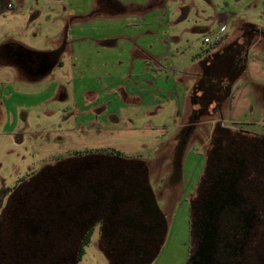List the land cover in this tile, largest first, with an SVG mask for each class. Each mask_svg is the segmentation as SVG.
I'll return each instance as SVG.
<instances>
[{
  "label": "flooded vegetation",
  "instance_id": "flooded-vegetation-1",
  "mask_svg": "<svg viewBox=\"0 0 264 264\" xmlns=\"http://www.w3.org/2000/svg\"><path fill=\"white\" fill-rule=\"evenodd\" d=\"M59 51L47 55L6 41L0 62L39 77ZM216 124L191 186L181 170L192 124L167 136V145L173 143L163 172L154 171L156 154L117 150L73 151L44 164L8 194L0 215V264H76L81 244L93 237L108 264H151L167 231L159 202L174 201L178 185L189 187L182 198L185 264H264V137Z\"/></svg>",
  "mask_w": 264,
  "mask_h": 264
},
{
  "label": "rangeland",
  "instance_id": "rangeland-1",
  "mask_svg": "<svg viewBox=\"0 0 264 264\" xmlns=\"http://www.w3.org/2000/svg\"><path fill=\"white\" fill-rule=\"evenodd\" d=\"M87 1L95 0H13L12 7L1 14L2 16L0 15V44L11 41L21 44L25 49L38 52L47 50L54 52L61 48L66 50L59 51L64 66H55L44 76L43 81L48 80L49 84L31 85L24 79L25 75L18 72L15 67L0 62V209L9 205L8 194L21 179L28 180L29 176L44 164L64 158L74 151V149L68 150L64 143L66 139L72 140L71 137L74 135L67 132L77 130L82 135L91 136V129L80 124L76 126L78 120L85 117L87 110L80 109L78 96L75 94L83 86H92L94 80L91 79L94 77L101 75L107 77L112 70L120 73L121 69L116 65H119L120 61H117V58L121 57V54L118 50L112 51L111 57L115 64L109 63V60L106 62L110 54L109 49L118 47L121 49L119 51H125L130 46L126 53L133 56L145 55L152 70L158 68L157 71L160 70L168 77L182 78L179 88L170 81L162 82L160 94L156 93L153 96L144 92L143 97L150 104L157 103L155 102L157 99L158 102L166 103L171 96L166 99L163 94L172 92L176 96L178 109L180 103L181 114H178L180 117L178 119L174 104L157 106V111L166 110L164 113L161 111L162 116L171 117L167 123H164L165 128L172 132L176 123H181L182 128L184 125L192 124L191 138L185 146L186 153L181 170V180L186 186L194 184L200 174L203 164L202 154H205L204 143L216 123L222 121V125L264 137L259 131L255 132L241 124L231 123L228 119L227 101L222 105L220 113L212 112L205 116H199L197 106H191L188 102V94L195 80L191 72L194 71L195 74L196 64L209 47L218 48L237 37L236 28L242 22H250L264 29V0H212L213 3L210 4L206 0H169L166 7L171 13L166 19L154 18L152 24H145L142 17L137 14L123 16L120 21V18L114 19L115 21L93 18L89 28L88 25L79 24L81 26L77 33L75 31L78 27L73 28L74 23L71 26L70 21L74 19L73 15H78L82 11L83 3ZM123 1L127 3V0ZM105 5L103 3L104 8ZM99 11L103 13V10ZM95 19H98V22ZM128 22H130L129 28H127ZM70 27L73 34L68 32L71 31ZM150 29L156 32L146 33ZM137 31L143 33L135 40H126L128 35L132 36L134 33L136 35ZM109 34L120 38L113 39L118 43H114L116 47L93 44L95 40L92 38H107ZM214 34L223 36L220 43L210 45L203 42L204 36L212 39ZM75 35L86 36L91 40L87 42L86 38V43L84 41L80 43L79 40L75 41ZM125 45V49L121 48ZM250 48V54L264 53V38L256 37ZM68 51H71V54H68ZM72 54L75 56L73 57ZM103 55L105 59L100 61V64L97 57L103 59ZM256 102L262 103V116L257 126L264 130L262 96L261 100L257 98ZM116 106L117 104L110 108L114 120L118 117ZM209 109L211 110V107ZM93 110L95 117L97 110L96 108ZM136 110L143 111L144 106H139ZM155 120L159 122L158 119ZM88 127L92 128L91 125ZM98 128L94 129V132L101 130ZM41 143L47 146L44 147ZM172 143L154 152L156 173L165 171L162 164L165 163L164 158L171 149ZM85 150L78 149L76 152ZM88 150L118 149L111 147ZM153 181L156 188L157 182L155 179ZM185 185H178L176 189L178 193L174 201L167 204L162 200L159 202L167 214V231L161 249L151 264H185L189 251L188 209L182 199L188 196L189 192L185 188L189 187ZM164 194L167 195L165 192ZM96 243V238L93 237L83 246V253L76 264H108Z\"/></svg>",
  "mask_w": 264,
  "mask_h": 264
},
{
  "label": "crops",
  "instance_id": "crops-1",
  "mask_svg": "<svg viewBox=\"0 0 264 264\" xmlns=\"http://www.w3.org/2000/svg\"><path fill=\"white\" fill-rule=\"evenodd\" d=\"M12 1L13 0H0V15L8 10L6 7L8 4H11L12 7ZM168 1L169 0H127V3H129L127 4L123 0H105L104 3L106 4L105 7L107 8V12L103 13L98 9L99 6L97 0L87 1L83 3L84 6L83 9H81L82 11H80L78 15H73L74 19H71L70 22L72 23L71 26L74 23L73 28L78 27L75 31L77 33L79 26H81L79 24L88 25L89 28L92 22L91 19L93 18L112 20L120 18V21L122 20L121 17L123 16L137 14L139 17H142V20H144L145 24H152V22L155 20L154 18L161 19L162 17L163 19H166L167 15L171 13V11L169 12L166 7L168 6ZM206 1L209 4L210 2L213 3L212 0ZM102 4L103 3H101V5ZM163 8L166 9L163 10ZM218 16L220 17V15ZM97 20L98 19H95V21ZM129 24L130 22H128L127 28H129ZM134 29L136 30V28ZM70 30L71 31L68 30V32L72 33L71 27ZM137 32L138 33L136 35L135 33L134 35L132 34V36L128 35L126 40H135V38H138L143 33L139 31ZM155 32L156 30L151 29L146 31L148 34H154ZM75 36V41L79 40L80 43L82 41L86 43V38L88 39L87 42L91 40L86 36ZM115 37L117 36L109 34L107 35V38L94 37L92 39L95 40L93 41V44L95 45L100 43L101 45L107 47L110 46L113 48L116 47L114 43L118 44L117 41L114 42L113 39H120ZM85 48L86 47H83V49ZM121 48L125 49L126 45ZM127 49H130V46H128L125 51H119L121 49L118 47L116 49H109L110 54L108 55V58H106V62L109 60V63L115 64L114 59L111 57V52H114V50H118V52H120L121 57L117 58V61H120L121 64L118 62L119 65H116V67L121 69L120 73H117V71L113 72L114 70H112L107 77H102V75L94 77V79H91L92 81L94 80V84H92V86H83L79 92H76L75 95L78 96L77 98L80 109L87 110L85 117L78 120L76 126L78 127L80 124L84 127L86 126V128L91 129L92 131L91 136L82 135V133L77 132V130H71L70 132H67L68 134H74L72 135L73 137H71L72 140L66 139L64 141L68 150L74 149V151H76L78 149L88 150L113 147L118 149L117 151H122L125 153H142L153 156L154 152L160 151L169 143V141L166 139L167 136L181 128V123L174 124L172 132L165 128L164 123H167L171 117H167L168 115L162 116L161 111L163 112V110L161 109L157 111L156 108L160 105L169 106L170 104H174V111L177 109V116L178 114L180 115V103L178 109L176 96H174L172 92L163 94L165 95L164 97L166 99L168 96H171L170 99L166 100V103L163 101L158 102L157 99L155 101L157 103L154 104L147 103L143 97V93L145 92L146 94L153 96H155L156 93L160 94V91L162 90V82L168 83V81H170L171 84L176 88H179L180 84L182 83V78L176 76L168 77L160 70V72L157 71L158 68L152 70L149 66L150 63L148 64V61L145 59V55H128L126 53ZM257 51H259L258 47ZM42 52H45L47 55H51L52 53L50 50ZM60 54L61 52H59L57 62L49 64L43 75L39 77L25 75L24 79L27 80V83L31 85H39L40 83L49 84L50 82L48 80L45 82L43 81L44 76H46L49 70L53 67L64 66L63 59H60L59 57ZM68 54H71V51H68ZM72 56L74 57L75 54H72ZM97 58L100 64L105 59L104 55L103 59H101L100 56ZM76 59L77 56L75 57V60ZM158 66L161 69H164V67H161L162 65L158 64ZM184 73L186 74V72ZM191 76H194V71L191 72ZM263 85L264 53L250 54L249 50L246 72L238 81L237 88L233 92L234 95L231 102V108L228 110V119L231 123L234 125L241 124L250 130L255 132L259 131L260 133L264 134V130H261V128L257 126V123H259L260 117L262 116V103L258 102V104L256 102L257 98H260L261 100L260 89ZM174 98L175 101H173ZM115 104H117L116 109L118 111V117H116L114 120L111 115L110 108ZM142 105L144 106V110L137 111L136 108ZM93 108H96L97 110L95 117ZM165 111L166 110H164V112ZM177 118L179 119L180 117L178 116ZM155 119H158L159 122H157ZM89 125H91L92 128L88 127ZM98 127L101 130L97 133L94 132V129ZM41 145L44 147L47 146L45 143H41ZM3 209L4 208L0 209L1 213Z\"/></svg>",
  "mask_w": 264,
  "mask_h": 264
},
{
  "label": "trees",
  "instance_id": "trees-1",
  "mask_svg": "<svg viewBox=\"0 0 264 264\" xmlns=\"http://www.w3.org/2000/svg\"><path fill=\"white\" fill-rule=\"evenodd\" d=\"M97 2L98 9L106 12L107 8L101 5L103 0ZM237 32V37L222 46L209 47L196 64L195 80L188 94V102L191 106H197L199 116L220 113L226 101L227 110L231 108L233 92L246 72L249 49L256 37L264 38V29L250 22H242L237 27ZM213 49L216 50L211 51ZM260 90L264 103V85ZM86 243L81 244L80 255Z\"/></svg>",
  "mask_w": 264,
  "mask_h": 264
},
{
  "label": "built area",
  "instance_id": "built-area-1",
  "mask_svg": "<svg viewBox=\"0 0 264 264\" xmlns=\"http://www.w3.org/2000/svg\"><path fill=\"white\" fill-rule=\"evenodd\" d=\"M221 40H222V35H220V34H214L212 39H210L208 36L203 38V42L206 44H210V45H216V44L220 43Z\"/></svg>",
  "mask_w": 264,
  "mask_h": 264
}]
</instances>
